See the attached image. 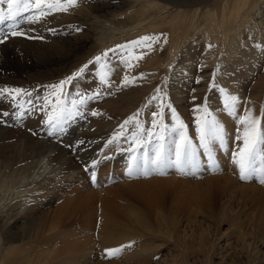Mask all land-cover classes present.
<instances>
[{
	"label": "rangeland",
	"instance_id": "rangeland-1",
	"mask_svg": "<svg viewBox=\"0 0 264 264\" xmlns=\"http://www.w3.org/2000/svg\"><path fill=\"white\" fill-rule=\"evenodd\" d=\"M155 1L169 4L161 17L144 0H77L67 12L22 24L26 36L0 44V89L23 90L15 103L0 94V129L14 134L7 140V155L14 156L17 147L30 150L32 142H45L53 153L62 149L65 158L78 165L66 173L45 174L43 181L31 182L34 185L0 191V264H264V184L241 181L231 159L242 146L234 142L238 128L243 131L237 116L248 111L264 128V8L259 11L264 0L242 30L241 18L234 23V29L241 30L236 39L240 56L230 44L225 50L233 52H223L220 34L212 42L217 49L213 54L210 40L200 38L205 26L195 32L205 11L220 14L226 0ZM178 14L184 18H175L182 35L176 45L169 24L161 23L157 32L147 28L150 21ZM145 36L159 43L141 45L140 58L132 42ZM119 46L125 47L109 53L103 68L96 63L97 56ZM252 49H258L257 61ZM86 64L65 92L73 98H79L78 92H100V97L91 100L84 109L89 114L68 125L60 137L46 135V116L37 108L28 111L25 101L41 96L51 101L49 86ZM101 74L110 87L100 83ZM226 95L238 98L234 115L224 107ZM169 104L194 139L193 109L206 104L226 129L227 149L216 146L215 170L204 167L194 175H181L168 169L164 175L129 177L128 153L106 141L116 132L134 130L131 123L124 129L120 125L137 113L145 128L154 112L163 113L156 123H170ZM91 110L99 115L91 116ZM49 164L48 172L57 168L55 161ZM106 249L120 251L109 257Z\"/></svg>",
	"mask_w": 264,
	"mask_h": 264
},
{
	"label": "snow or ice",
	"instance_id": "snow-or-ice-1",
	"mask_svg": "<svg viewBox=\"0 0 264 264\" xmlns=\"http://www.w3.org/2000/svg\"><path fill=\"white\" fill-rule=\"evenodd\" d=\"M77 0H0V44H4L9 38L26 36L21 30L24 23H35L43 17L54 12H67L70 7L75 6ZM6 5V8L4 7ZM34 39L36 37H27ZM42 38V37H41ZM136 47V55L143 57L144 48H151L153 43H159L154 37L145 36L139 41L132 42ZM109 49L102 56H97L95 61L104 67L109 53L115 54L120 48ZM210 47V46H209ZM88 65H84L73 76L66 78L49 87L52 89L51 101L49 97L30 98L25 101L29 105L28 111L37 108L43 116H46L45 125L48 128L46 135L54 138L60 137L67 129L68 125L78 118H83L89 113L84 109L93 99H98L100 92L77 93V97H71V93L65 92V87L71 88L74 79L79 78ZM101 84L110 87V82L105 75L99 76ZM128 79L125 77L123 84L127 85ZM159 91V89H157ZM23 92L20 88L11 90L0 89V94L11 97L13 102L21 96ZM24 96L31 97V93H23ZM152 99H160L154 96ZM238 106L236 96H225L224 107L229 114L234 115ZM20 107V106H18ZM170 123H165L162 119L158 124L157 117H162V112L152 113L153 120L149 128H145L138 120L139 113L125 120L120 128L124 129L130 123L134 125V130H129L123 135L116 132L107 144L113 145L116 150L128 153V166L126 174L133 176H148L151 173L166 174L168 169H174L181 175H194L196 172L207 167L215 170L217 167L215 159L216 146L220 149H227V134L225 127L212 114L208 106L196 105L193 109L195 139L189 135V125L180 118L177 111L170 104L167 105ZM24 109L16 113L21 117ZM7 116L8 113H3ZM90 115H99L97 111L91 110ZM239 125L243 126L242 134L238 128L234 142H242L238 150L232 152V162L238 167L239 179L250 181L258 179L264 184V128H261V120L246 111L243 116L236 117ZM34 135L36 133H33ZM126 145V146H125ZM202 157L204 159H202ZM88 167L87 165L85 166ZM96 167V161L92 162V169ZM94 179V175L93 178ZM120 249H106V256H113Z\"/></svg>",
	"mask_w": 264,
	"mask_h": 264
},
{
	"label": "bare ground",
	"instance_id": "bare-ground-1",
	"mask_svg": "<svg viewBox=\"0 0 264 264\" xmlns=\"http://www.w3.org/2000/svg\"><path fill=\"white\" fill-rule=\"evenodd\" d=\"M153 3H156V1L155 0H149V1L144 0V5H146L147 7L151 8V9H157L159 12V17H161L162 12L167 9L169 4L165 6L161 2L156 3V4H153ZM202 4L203 3L197 4V5H202ZM261 4H263V2L261 0H226L222 9H221L222 11L220 14H219V12H217L218 10L211 11L209 9L208 11L207 10L205 11V13L203 14L204 17L202 18L203 19L202 21H204V22H203V24H201V23L197 24L196 27H199V28H197L195 30V32L196 33L198 32V34H199V30L205 26L204 27L205 32H204V34H201L200 38L202 40H210L211 43L215 42L216 36L218 34H220L221 38L223 36L222 44H224V42H225L224 51L223 50L222 51L223 52L229 51V50H225V48H227V46L230 44V45H232V48L234 49V53L237 54L238 56H240V51L238 49V45L240 44V42H239V44L236 43L237 36L241 33V30L244 27L243 24H246V21L252 17V13L254 12V9L256 7H260ZM176 5L179 7L182 5V3L176 2ZM184 7H186L185 4H184ZM263 8H264V6H261L259 11H262ZM198 12H199V10H197V13ZM143 13L145 14L146 12H143ZM168 14L171 15V13H169V12H168ZM259 15H260V13H259ZM175 18H178V19L184 18V15L178 14L176 16H170L169 18L164 17L161 19L160 22H158V21L151 22L148 19L146 21H148V22L150 21V22L147 24L148 25L147 28L154 29L157 32L159 30L161 23L165 22V23L169 24L170 27L172 28V30L174 32H176L175 41H173V43H172V45H176L177 39H180L182 37V35H181V33L177 32L178 29L175 26ZM237 18H241V20L239 21L240 22L239 28L241 27L240 31L235 30L233 27ZM261 23H262V21H261ZM137 27H140V26L138 25ZM2 30L3 29H0V31H2ZM123 32H125V31H123ZM202 32H200V33H202ZM120 33H122V31H120L119 34ZM210 35H212V36H210ZM218 39H219V37H218ZM219 42H220V39H219ZM212 46L214 47V50H213L214 53L213 54H215V51L217 49L215 48L213 43H212ZM172 47H175V46H172ZM252 50H254V54H253L252 58H255L257 61L259 59L258 49H252ZM220 51H221V49H220ZM229 52L231 53V52H233V50H230ZM175 53H173V56H171L172 55V53H171L168 61L171 60L172 58L176 57L177 51ZM191 56H193V55H191ZM185 58H187V55H185ZM215 61H216V59H215ZM0 67H3V65ZM5 68H6V66H5ZM11 131H12L11 129H7V128L6 129H0V191L7 193V191L9 189H12V188H16V187L18 189L23 188V186H20L22 184L31 183V182H35V183L41 182V181H43V178L46 175H48L49 173L52 174L54 172H57L58 170H60V173H62V172L66 173V172H69L71 170H75L76 168L78 169L77 163H75L71 159L65 158V156H64L65 151H63L61 149V150H57L53 153V151L55 149L50 148V146L48 147L47 144H44L45 142L37 143V144L32 142V147L30 148V150H28L29 147H26L24 149H20L17 147V149H15V151L13 150V152L15 154V155L13 154L14 156L7 155V153H8L7 147L11 146V145H9V146L6 145L7 140L13 139V137H14V134ZM51 160L55 161V164H57L56 165L57 168H53L51 171L48 172L49 165H51V164H49V163H51ZM222 179H224V178H222ZM34 184H32V185H34ZM22 192L23 191H21L20 193H22ZM0 202H2V197H0ZM17 215H19V212L17 213ZM11 221H12V219H11ZM16 238H18V237H16Z\"/></svg>",
	"mask_w": 264,
	"mask_h": 264
}]
</instances>
